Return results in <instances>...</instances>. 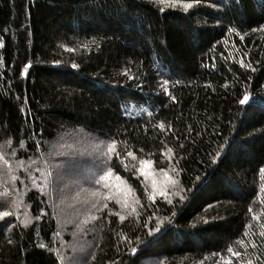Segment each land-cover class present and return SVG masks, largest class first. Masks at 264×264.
<instances>
[{
    "label": "trees",
    "instance_id": "16d2710c",
    "mask_svg": "<svg viewBox=\"0 0 264 264\" xmlns=\"http://www.w3.org/2000/svg\"><path fill=\"white\" fill-rule=\"evenodd\" d=\"M1 145L0 264H264V0H0Z\"/></svg>",
    "mask_w": 264,
    "mask_h": 264
},
{
    "label": "rangeland",
    "instance_id": "374dc122",
    "mask_svg": "<svg viewBox=\"0 0 264 264\" xmlns=\"http://www.w3.org/2000/svg\"><path fill=\"white\" fill-rule=\"evenodd\" d=\"M55 140H57V139H55ZM55 140H53V141H55ZM1 146H0V149H2V150H0V171L5 175L7 173V171L9 170V159L8 158H9L10 154L8 153V149H9L8 145L7 146L3 145L2 147ZM25 164L29 165V168L27 170H24L22 168H18L17 164L14 167H12V168L16 169V170L13 169L12 172L14 174H17V175H16V178L12 177L13 180H12V183H10V185H12V186L16 185L17 188H23L24 187V183H23L24 181H20L22 178H19V177L24 176L23 174L26 173V172L31 174V175L37 176L38 180H40L41 182L42 181H46L47 175L43 171L44 170V162L42 160H40L37 156H35L31 160H29V161H27L25 163H21L20 166H23ZM67 165L68 166H66V164H65L66 167L60 166L59 172L58 173H54V174L58 175V177L61 178L67 184L71 183L70 179H75L78 176L82 177V179H85V176L92 172L89 169L88 170H84V169L82 170V168H80V164H78V163L69 164V162H67ZM17 171L18 172L20 171L22 174L21 173H16ZM101 171L96 170L93 179L97 178V181H98V180H101V178H102V180H105V182L108 185H110L111 179H113V177H115V176L110 175L108 172H101ZM48 175H49V172H48ZM156 175H160V173L154 172L150 168L148 169L147 176H149V178L154 179ZM60 181H59V184L61 183ZM83 184L87 185L89 187V189L93 188L94 186H96L95 183H92V179L89 180V181L85 180L83 182ZM116 184H119V181L115 180L113 182V185H116ZM37 188L43 190L40 187H37ZM70 194H72V193H68L70 198L64 199V202L69 201L71 199V196H73V194L72 195H70ZM76 199H78L79 202H80V198H78L76 196ZM93 199H94V202L98 205L99 202H100L98 200V198H93ZM62 203H63V200H62ZM0 218H2V217L0 216ZM23 221H25V220L23 219ZM72 227L73 226H72V224H70V222L66 223V224H63V226L60 227L59 230H57V231L55 230V236L53 235L54 239L52 241L53 242L52 249L54 248L53 250L55 252L57 251V253H58L59 264H71V263H69L71 261L68 260L67 255L70 253L72 248L68 247V246L65 247L64 245L69 244L71 241H73L75 239V236L70 233V229ZM76 227L77 226H75V228ZM78 232H75V233L78 234ZM55 239L58 241L56 245L54 244ZM57 245H59V247ZM82 248H83V246H82ZM85 250L86 249L81 251V256H84V251ZM83 258L84 257H81V259H79V258L75 259V260H77V262H74V264H84Z\"/></svg>",
    "mask_w": 264,
    "mask_h": 264
},
{
    "label": "snow or ice",
    "instance_id": "6c2138e0",
    "mask_svg": "<svg viewBox=\"0 0 264 264\" xmlns=\"http://www.w3.org/2000/svg\"><path fill=\"white\" fill-rule=\"evenodd\" d=\"M73 67H75V65H74ZM245 99H246V97H245ZM242 102H243V101H242ZM142 163H143V162H142ZM261 171L264 172V169H261ZM2 215H5V216H6V215H8V213H3ZM230 251H231V249H230Z\"/></svg>",
    "mask_w": 264,
    "mask_h": 264
}]
</instances>
